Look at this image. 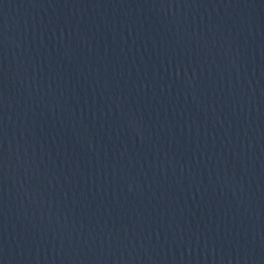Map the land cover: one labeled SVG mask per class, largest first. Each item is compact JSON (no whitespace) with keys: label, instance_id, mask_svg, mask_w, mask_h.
<instances>
[{"label":"water","instance_id":"95a60500","mask_svg":"<svg viewBox=\"0 0 264 264\" xmlns=\"http://www.w3.org/2000/svg\"><path fill=\"white\" fill-rule=\"evenodd\" d=\"M0 264H264V0H0Z\"/></svg>","mask_w":264,"mask_h":264}]
</instances>
